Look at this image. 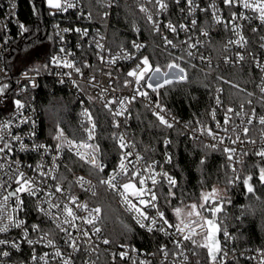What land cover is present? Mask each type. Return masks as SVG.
<instances>
[{
  "label": "built area",
  "instance_id": "1",
  "mask_svg": "<svg viewBox=\"0 0 264 264\" xmlns=\"http://www.w3.org/2000/svg\"><path fill=\"white\" fill-rule=\"evenodd\" d=\"M119 0H105V13L107 16L116 7ZM75 3L77 7L70 8L63 14L69 15L66 22L56 23L54 27V34L56 39V48L52 55L59 56L62 60L67 59L69 61H74L77 67L81 68L80 73H76L74 69H67L63 67H57L50 61V69L43 74H40L31 70H22L19 73H12L6 64V56L10 52L14 43L18 42L26 33L21 29L20 25L25 24L19 17V1L18 0H0V88H4V91L0 93V125L7 124V128H0V136L3 137V141H0V147H3L5 143L11 145V151L5 148L3 153H0V164L4 167L0 168V183L4 184L3 188H0V204H5L6 207L0 212V215L4 216L2 223H9L7 216L12 214L15 220H23L25 224L21 228L12 227L10 225L9 230L4 233H0V239L9 241L8 244L0 245V252L8 251L10 254L7 257L0 255V264H63L64 260H70L71 264H98L102 254L108 253L118 260L125 263L133 264H203L198 258L195 246L191 241H182V249L187 255V261L184 260V256L180 255L181 249L177 248L175 241L177 239H182L180 233L175 235H165L164 232L153 231L149 233H161L165 239L158 244V251H148L146 249H140L135 247L123 246L116 244L109 236L105 235L102 229V213H100V221L97 223V227L101 228L99 234L94 233L92 225L84 223L83 220L77 219L73 223L75 225L82 226L85 230H88L89 235L83 236L82 233L77 232L76 228L72 225L63 224V217L66 213H62L63 203H61L60 208L49 209L48 201L52 204L60 203L61 201L69 203L70 206L74 208L77 215L80 217H86L87 211L83 209L75 208L71 205L67 197L74 195L78 197L77 203L87 202L89 208H94L96 206L92 205L89 200L93 196L91 192H85L76 183L78 177L83 176L85 180L91 181V185L96 183L93 179L85 176L83 173L77 172L72 177V186L69 187L63 181V188L65 192L57 193L55 192L54 185L56 181L51 179V176L61 177L62 174V164L66 154L71 153L75 156L74 152H69L67 147L62 151H56V145L58 141L54 138L52 142L46 141L41 137V110L36 100L34 94L40 89L41 81L43 78H52L58 86L66 87L76 98L79 103L78 111V121L80 130L76 137H72L69 134L65 135L69 139H83L86 137L85 128L91 127L88 118L83 115L85 109H87L92 114V118L96 122V129L94 132L95 138L89 143L98 144L101 153V159L108 165L103 173V176L107 174L109 170L116 166V164L111 167L109 163L104 159V151L99 140V128L96 121V117L93 114V109L95 107H100L104 109L108 114V110L104 108V103L116 98L117 100L123 99L125 97H131L133 94V85L125 86L124 80L131 79L126 77V72L135 68L136 63L142 57V52L144 50V43L140 40L134 39L136 43L144 45L140 50L133 47V41L129 47L113 48L109 42V37L107 31L104 29L103 25L95 22L91 16L88 17V11L83 6L82 2L79 0H71ZM139 9L141 6L146 7L148 12L153 15V20L157 22L160 31L156 32L153 28V23L148 21L154 31L160 38L164 47L176 54H186V51H192L194 53L193 57H189L198 65L204 66H218L219 61L213 57L212 52L209 51L208 46L212 44V28L219 29L225 32L226 37L224 38V51L222 52L221 60L227 66H239L246 62L247 60H252L255 71L258 74L255 86V96L262 98L264 100V93L260 91V87L264 86V69L257 67L256 61L264 66V39L260 40L259 47L263 50L261 54H254L250 49V39L248 32L250 31L248 27H254L259 29L264 26L258 17V13L252 9H245L242 6L234 5L229 8L223 3V0H194L193 5H189L187 0H165L168 7L167 9L161 10L155 5V0H138ZM172 5H174V10ZM215 5V8L211 6ZM203 9H208V11H203ZM61 12V11H60ZM236 12L238 18L235 23L239 25L235 31H233V25L230 22L232 13ZM83 13V15H81ZM147 18V14L142 12ZM215 16H219L223 21H227V25L224 23H217ZM246 16L248 19H244ZM148 20V19H147ZM196 20L195 26H192L191 21ZM95 22V23H94ZM171 22L173 25L177 26V32L172 33L166 26ZM186 25L188 31L179 28V25ZM79 28L82 30H87L88 35L84 36L82 33L74 31V29ZM64 29H73L72 31L65 32ZM207 31L208 36H204L202 32ZM243 35L247 43L241 47L237 44H229V40H237L239 36ZM167 36L168 39L172 40L173 43L177 45L176 48H172L170 45L166 46L163 37ZM62 37V39H61ZM189 37L191 40L189 41ZM262 38V37H261ZM184 41H189L190 43H196L199 41L197 46L192 49H188L187 44ZM102 44L104 46L103 50L96 47V43ZM243 43V42H242ZM61 48L65 49V52H60ZM131 53L135 58L125 60L123 58L117 59L115 64L109 61L112 57L120 54L121 57L125 54ZM237 53L244 56V60H239ZM99 54V55H98ZM104 56V61L101 62L99 56ZM205 57V60H201L200 57ZM51 57V59H52ZM228 58L229 62H226ZM85 62H87L90 67H85ZM71 72L72 75L66 76L64 73ZM111 72V77L107 73ZM95 77L93 81L91 78ZM75 80L76 84L72 81ZM63 81V82H61ZM35 84V87H33ZM6 86V87H5ZM139 87V86H136ZM107 89V91H105ZM219 89H221L219 87ZM147 90L150 94V99H145L143 97L137 96L135 101L142 102L147 106L153 113V111H159L155 108V103L159 102L161 105L160 93L151 92L150 89ZM220 97L223 102L222 105H217L216 96ZM19 100L24 107L18 109L15 101ZM126 103L127 111L124 116L116 117L121 123L120 128H115L114 118L110 115L111 124V137L114 134L123 133L129 143H134L135 148L129 149L133 151L134 155L132 159H135V153L142 155L146 161L151 163V161H157L156 172H168L169 175L175 176L170 173L169 166L172 163H167V156H171L170 152L163 155L161 158L151 159L146 156V154L140 149L134 140V131L130 126V120L132 115V104L135 102ZM251 101V103H249ZM248 102H242L237 107H231L235 110L233 113H229L231 121L229 125L225 126L229 129L226 134L223 129L216 128V122L219 121L223 125L224 114L227 108L225 106V99L223 96V90L221 92H215L213 97L212 105L209 109V126L215 132H218L220 136L225 137L224 144L218 145V148L223 149L224 147H233L237 149L233 160L229 161L231 180L234 182L229 184L231 188H237L241 183V161L244 158L243 153H255L261 147H264V125L259 123V118L264 117V112L261 111L254 101L249 100ZM243 105V108H241ZM164 106V105H163ZM119 103L113 104L112 108L114 110H120ZM168 110L166 118L174 123V127H181L186 135V140L183 144V154L184 158L192 162L193 155L196 154L195 148L192 146V142L196 140H202L206 145L217 143L211 137L201 134L195 128L189 127L185 122L170 109L164 106ZM255 110V116L252 117V110ZM215 110L216 117L215 120L212 118V111ZM240 112L241 115L237 116L235 113ZM247 114V115H245ZM175 120H172V118ZM249 118H252V123L248 124ZM243 121V123H242ZM243 127H248L249 131L247 137L243 133ZM235 129V132H233ZM34 133V134H33ZM239 134L241 140L244 143L237 142L236 144H231L227 139L228 135H231L235 139V135ZM18 136L20 140H14L13 137ZM249 140H255L256 143L252 144L248 142ZM21 144L25 145V148L21 147ZM38 145H45V148H38ZM57 156L55 162H53L52 157ZM76 157V156H75ZM79 159L78 157H76ZM261 158V157H260ZM264 160V158H262ZM19 163H16V162ZM184 165L180 162V172H186L189 168V164ZM31 165V167H28ZM41 167L38 169L37 166ZM58 166V167H57ZM259 167H264V163L258 165ZM236 168V172L233 173L232 168ZM258 167V173H259ZM19 168V170L25 172L27 177L34 178L36 181V186L39 189L37 196H29L27 193H21L20 198L24 200V205L17 208L16 197H10L7 202L4 201L3 197L8 194V192L14 191L18 185L14 183V180H9V177L13 175V171ZM42 177L41 172L49 173ZM240 179H235L236 176ZM102 176V177H103ZM259 180V176L257 174ZM160 180V177L157 176ZM44 181L43 183H41ZM148 185L151 186V181H147ZM166 183V182H165ZM252 183V182H251ZM160 184L157 188H160ZM245 188L246 185L244 184ZM85 187H90V185H85ZM70 189V191H69ZM222 192V197L224 194V189L218 188ZM49 192L54 193L53 195H48ZM96 192V187H95ZM111 193V192H110ZM119 207L122 209L126 215L134 222V224L145 232H148L146 228H141L133 218V215L127 212L126 205L122 202L119 196L111 193ZM158 195V192H157ZM159 197V196H158ZM221 197V198H222ZM158 205L160 207V200L158 199ZM40 208L49 211L55 219L46 216L44 212L38 210ZM150 216H154L156 213L155 209L148 210ZM61 224L62 227L67 228L71 233V238H74L77 242V248L74 250L69 246L67 241L70 239L67 233L60 231L57 224ZM218 223V222H217ZM39 225V230L34 231L32 225ZM203 221H195L189 225V228L196 232L194 236L195 240L204 238L207 235L206 227H202ZM159 227V224L157 225ZM167 228V226H164ZM25 229L27 230V236H25ZM170 233L175 232V229H167ZM223 230L229 233L228 239H225L223 235ZM222 230V236H219L221 242V247L227 256L223 257L224 264H234L237 260H246L254 262L256 264H264V248L262 247H250V246H238L235 241V234L229 227H225ZM188 229L185 230L187 234ZM45 234H47V239H41ZM108 239L109 244H104L102 241ZM27 240H32L37 243L29 245ZM48 240H52V245L48 244ZM12 242L19 245V248H13L11 246ZM161 245L167 246L168 256L164 257L163 253L160 251ZM56 251H60L61 256L57 257L55 255ZM196 253L195 255L193 253ZM120 253H126V255L121 258ZM35 255L37 259L33 260L32 257ZM44 257V259H40ZM207 264H211V261ZM217 264H220V257H218Z\"/></svg>",
  "mask_w": 264,
  "mask_h": 264
},
{
  "label": "trees",
  "instance_id": "2",
  "mask_svg": "<svg viewBox=\"0 0 264 264\" xmlns=\"http://www.w3.org/2000/svg\"><path fill=\"white\" fill-rule=\"evenodd\" d=\"M18 1L19 17L28 31L13 44L7 54V67L14 74L22 70L46 73L50 69L51 57L56 48L55 24L66 22L69 15L49 8L46 0ZM79 1L88 12H91L93 20L103 25L113 48L129 47L131 42L137 39L145 45L142 56H148L154 65L156 63L164 65L174 57H184L183 61L178 62L186 68L187 79L166 85L159 89V93L162 104L170 108L189 127L199 129L202 126H209V109L219 87L223 90L226 107H237L242 102L252 100L264 112V100L255 96L258 74L252 60L233 67L222 62L221 56L226 37L222 30L212 28V44L208 46L209 51L213 53L211 55L219 61V65L217 67L198 65L186 54H176L164 47L159 36L154 33L147 18L140 11L138 0H119L108 16H104L105 0ZM172 7L174 10V5ZM253 28L248 27L250 49L254 54H261L263 50L259 44L261 37H264V26L256 31H253ZM169 52L171 56L168 55ZM45 65L47 67H44ZM34 96L41 110L42 138L52 142L58 127L70 136L76 137L80 130L79 103L66 87L58 86L52 78L45 77ZM93 114L99 128L104 159L113 167L120 151L117 142L111 137V117L100 107H95ZM130 126L134 131L135 142L148 158L157 159L168 152L171 154L172 163L169 170L177 180V185L172 189L175 197H169L170 202L165 200L169 191L167 183H163L158 191L160 209L165 212L170 222H176L173 209L180 206L181 201L184 204L198 202L202 192L211 191L213 187L221 188L224 189L225 194L221 198L223 211L217 216L221 229L229 227L235 234L238 246L264 248V185H261L257 178V166L264 163L262 158L254 155L253 152L245 155L240 165L241 183L237 188H231L228 183L231 178L229 161L222 149L212 150L206 147L204 141L196 140L192 142L196 150L192 162L191 159L184 158L183 144L186 140L184 130L181 127L168 129L161 126L152 111L140 101L132 104ZM165 140L170 143L165 145ZM179 160L184 165L191 162L184 173L179 171L181 166ZM77 172L83 173L96 183V195L92 196L89 202L102 210V229L105 235L118 245L158 251L157 246L165 237L161 233L140 230L122 211L114 196L100 185L99 180L103 173L97 175L95 172H90L89 165L71 153L66 154L61 174L64 183L71 187L72 177ZM247 175L253 176L251 181L255 189L253 194H247L243 183ZM219 236H222V231ZM195 250L203 264L210 262L206 249L195 247ZM98 264L133 263L122 262L104 253ZM234 264L256 263L237 260Z\"/></svg>",
  "mask_w": 264,
  "mask_h": 264
},
{
  "label": "snow or ice",
  "instance_id": "3",
  "mask_svg": "<svg viewBox=\"0 0 264 264\" xmlns=\"http://www.w3.org/2000/svg\"><path fill=\"white\" fill-rule=\"evenodd\" d=\"M151 2V0H150ZM177 3H179V0H177ZM187 3L191 6L194 3V0H187ZM223 3L228 6L229 8L233 7L234 5L242 6L245 9H252L256 13H258L257 19L261 21L262 24H264V0H223ZM47 5L49 8L56 9L57 11L66 12L70 8H75L77 5L71 0H47ZM155 5L158 7V9L164 10L167 9L168 5L165 3V0H155ZM212 8H215V5L211 6ZM141 12H144L147 14L148 21L153 23V28L156 32L160 31V28L156 21L153 20V15L148 12V9L146 7L141 6L140 8ZM203 11H208V9H203ZM55 13H53L54 15ZM83 15V13H81ZM91 12L88 13V17L91 18ZM105 16H107V13H105ZM214 18L217 23H224L227 25V21H223L221 17L215 16ZM238 18V14L236 12L232 13L231 16V23L233 25V31L236 30V28L239 27L235 23L236 19ZM244 19H248V17L244 16ZM197 23L196 20H192L191 24L192 26H195ZM21 29L23 31H28L27 28L24 27V25H20ZM172 33L177 32V26L173 25L171 22H169L166 26ZM180 29H183L185 31H188V27L186 25H179ZM73 29H64L65 32L72 31ZM253 31H256L255 28L252 29ZM74 31L78 33H82V35L87 36L88 31L82 30L79 28L74 29ZM204 36H208L209 33L207 31L202 32ZM239 38L237 40H229V44H237L243 47L247 41L245 40L243 35H240L237 33ZM62 39V37H61ZM261 39H264L262 37ZM164 43L166 46L170 45L173 49L177 47L175 43H173L172 40L168 39L167 36L163 37ZM191 40V37H189V41ZM189 41H184L183 43L187 44L188 49L195 48L199 41L196 43H190ZM243 42V43H242ZM96 47L103 50L104 46L102 44L96 43ZM133 47L137 50H140L144 47V45L140 43H136L133 41ZM261 47H264V44L261 45ZM60 52H65L64 48H61L59 50ZM99 55V54H98ZM169 56H171V53H168ZM186 55L188 57H193L194 53L192 51H186ZM239 60H244V56L237 53ZM123 58L125 60L128 59H134L135 57L131 54H125L121 57L120 54H117L116 56L112 57V59L109 61L112 64H115L117 59ZM99 59L101 62L104 61V56L100 55ZM200 59L203 61L205 60V57L201 56ZM184 57H174L171 59L168 63L164 65H160L159 63H156L155 65L150 61L148 56H142L139 61L136 63L135 68L129 70L126 72V77H130L131 79H125L124 85L127 87L129 85H133V94L132 96L125 97L123 99L117 100L116 98H113L112 100L104 103V108L108 110L109 114L114 118V124L113 126L115 128H120L121 123L118 120H115L116 117L124 116L125 112L127 111L126 103H131L136 100L137 96L143 97L145 99H150V94L147 90L142 89H150L151 92L156 93L159 95V89L164 88L166 85H172L174 83H179L181 80L187 79V70L186 68L182 67L181 64L178 61H183ZM226 62H229L228 58H226ZM51 63L55 64L57 67H63L67 69H74L76 73L81 72V68L77 67L74 61H69L67 59H61L59 56H53L51 59ZM257 67H261L264 69V66H262L259 61H256ZM85 67H90V65L85 62ZM194 67V65H192ZM44 67H47L45 65ZM36 71H39V69H36ZM66 76H71V72L64 73ZM109 77H111V72L107 73ZM93 81L95 80V77L91 78ZM222 79V77L220 78ZM63 82V81H61ZM73 84H76V81H72ZM139 86V87H136ZM6 87V86H5ZM33 87H35V84H33ZM4 91V88H0V93ZM107 91V89H105ZM222 89H217V92H221ZM260 91L264 93V86L260 87ZM249 95H252L249 93ZM217 105H222L223 102L220 100V97L217 95L215 97ZM119 103L120 110H114L112 108L113 104ZM251 103V101H249ZM15 104L18 109L23 108L24 105L19 101H15ZM155 108L159 109V111H153V115L156 116L159 124L163 127H166L168 129H171L174 127V123L171 122L168 118H166V114H168V110L161 105L159 102L155 103ZM241 108H243V105H241ZM235 110L231 107L227 108L224 114V120L223 125L220 124L219 121L216 122V128L217 129H223V131L227 134L229 129L225 126L229 125L231 121V117L229 116V113H233ZM237 116H240V112L235 113ZM83 115L88 118V121L91 124V127L85 128L84 131L86 132V137L80 140H77L75 138L69 139L62 128L57 129V134L54 137L58 144L56 145V151L60 152L65 147H67L69 152H74L75 156L79 158L80 161L84 162L85 164L89 165L90 172H95L97 175L101 173H105L106 168L108 165H106L103 160L101 159V153L100 148L98 144H92L89 143V141L93 140L95 138L94 132L96 129V122L92 118L91 112H89L87 109L84 110ZM212 118L215 120L216 113L215 110L211 113ZM247 115V114H245ZM255 116V110H252V117ZM172 120H175L173 117ZM199 123V121H198ZM243 123V121H242ZM252 123V118H249L248 124ZM259 123L261 125H264V117L259 118ZM8 125H0V128H7ZM197 131H200L201 134L211 137L214 141H217V143H213L210 145H206V147L215 150L218 145L224 144L225 137L220 136L218 132H215L211 127H204L197 129ZM248 127H243V133L245 137H247L248 134ZM233 132H235V129H233ZM34 134V133H33ZM14 140L19 141L20 137L14 136ZM113 139L117 142V147L120 151V155L118 157V163L115 167H113L111 170L107 172V174L100 178L99 183L100 185L104 186L105 191L111 192L116 196H119L122 200V202L126 205V211L131 213L133 215V218L135 219L136 223L141 228H146L148 232L160 231L164 232L165 235H175L176 233H180V236L182 239H177L175 241V245L177 248L181 249L180 255L184 256V260L187 261V255L184 253L182 249V241H191V243L195 247H202L207 250V256L209 257L211 264H217L218 257H220V264H224L223 256H227V253L224 252L223 248L221 247V242L218 238L219 233L222 231L219 223H217V216L219 213L223 211V201L220 198V191L219 189L213 187L211 191L208 192H202L199 198L198 202H192L191 204H184L183 201H181L180 206H176L173 209V213L175 216L176 222H170L169 219L166 217L165 212L162 211L158 205V195L157 192L159 191V188H157V185H162L163 183H167L169 191L168 195L165 197V200L170 202L168 200L169 197H175V193L172 191V189L177 185V180L172 176L169 175L168 172H156V166L158 164L157 161H151L149 163L145 160V158L140 155L139 153H135V159H132L134 153L133 151L129 150L132 148H135L134 143H129L123 133L114 134ZM227 139L231 142V144L244 143L243 140H241L240 135H235V139L232 138L231 135L227 136ZM0 141H3V137L0 136ZM248 142L255 144V140H249ZM165 145L169 144L170 141L165 140ZM22 148H25L26 146L21 144ZM38 148H45V145H38ZM5 148H7L9 151H11V145L8 143H5L3 147H0V153H3L5 151ZM223 152L227 154L228 161H232L234 158V155L237 152L236 148L233 147H224ZM244 155H247V153H243ZM254 155L259 156L261 158H264V147H261L258 151L254 153ZM58 157L53 156V162L56 161ZM172 157L167 156L166 162L171 163ZM16 163H19L18 161ZM201 163L203 164L204 161L202 160ZM4 166L0 164V168H3ZM28 167H31L29 165ZM41 166L38 165L37 168L39 169ZM58 167V166H57ZM259 167V166H257ZM233 173L236 172V168H232ZM51 170H49V173L41 172L40 175L42 177L49 175ZM157 176L160 177V180L157 179ZM259 181L261 184H264V167H259ZM51 179L56 181V184L54 185L55 192L57 193H64L65 189L63 188V177H57V176H51ZM235 179H240V177L237 175ZM9 180H14V183L18 185V187L15 188L14 191L8 192L6 196L3 197L4 201L7 202L10 197L15 196L17 200V208H20L24 205V200L20 198L21 193H27L29 196H37L39 189L36 186V181L34 178L27 177L25 172L19 170V168L15 169L13 171V175L9 177ZM151 181V186L148 185L147 181ZM253 180L252 175H247L243 179V183L247 186V191L249 193H253L255 191L253 184L251 181ZM42 181L41 183H43ZM233 180H229L228 183H233ZM76 183L80 186L81 189H83L85 192H91L93 196L96 195L95 192V185H91V181L85 180L83 176L78 177L76 180ZM85 185H90V187H85ZM4 184L0 183V188H3ZM70 191V189H69ZM54 193L49 192L48 195H53ZM68 201H70L71 205H74L75 208L83 209L87 211L86 217H80L77 215L76 211H74V208L69 205L67 202L61 201L60 203L52 204L51 201H48L49 209L51 208H60L61 203H63V208L61 209L62 213H66L63 217V224L66 225H72L76 228L77 232L82 233L83 236H88L89 232L88 230H85L82 226L75 225L73 222L77 219L83 220L84 223L88 225H92V231L96 234H99L101 232V228L97 227V223L100 221V213L101 208L100 207H94L89 208L87 202L84 203H77L78 197L74 195H70L67 197ZM230 202V201H229ZM6 207L5 204H0V212ZM149 209H155L156 213L154 216H150L148 210ZM38 210L41 212H44L46 216H49L52 219H55V216H53L49 211H46L43 208H40L38 206ZM7 219L9 223H2L4 220V216L0 215V233L7 232L9 230L10 225L12 227L21 228L25 222L23 220H15L13 215L10 213L7 216ZM203 221L202 227H206L207 229V235L203 238L202 242H198L194 239V236L196 235V232L189 228V225L192 224L195 221ZM159 224V227L157 225ZM167 226L165 228L164 226ZM34 231L39 230V225H32L31 226ZM57 227L60 228V231L65 232L68 234L70 239L67 241L70 247H72L74 250L77 248V242L74 238H71V233L67 228H64L61 226V224H57ZM175 229V232L170 233L167 229ZM188 229L187 234H185V230ZM223 235L225 239L230 238L229 233L226 230H223ZM25 236H27V230L25 229ZM41 239H47V234H45ZM39 241H32L27 240V243L29 245H32L33 243H37ZM49 245H52V240L47 241ZM104 244H109L110 241L108 239H104L102 241ZM9 241L0 239V245L8 244ZM11 246L13 248H19V245L15 242H12ZM160 251L163 253L164 257L167 258L168 251L166 245H161ZM8 251L0 252V255L7 257L9 256ZM196 254L195 252L193 253ZM55 255L57 257L61 256L60 251H56ZM126 255V253H120L121 258H123ZM33 260L37 259L35 255L32 257ZM40 259H44V257H41ZM47 264V262H45ZM63 264H71L70 260H64Z\"/></svg>",
  "mask_w": 264,
  "mask_h": 264
},
{
  "label": "rangeland",
  "instance_id": "4",
  "mask_svg": "<svg viewBox=\"0 0 264 264\" xmlns=\"http://www.w3.org/2000/svg\"><path fill=\"white\" fill-rule=\"evenodd\" d=\"M46 3H47V0H46ZM222 197V192L220 191V198ZM198 242H202L203 241V238L202 239H199L197 240Z\"/></svg>",
  "mask_w": 264,
  "mask_h": 264
},
{
  "label": "water",
  "instance_id": "5",
  "mask_svg": "<svg viewBox=\"0 0 264 264\" xmlns=\"http://www.w3.org/2000/svg\"><path fill=\"white\" fill-rule=\"evenodd\" d=\"M261 185H264V184H261ZM246 192H247V194H253V193H249L248 191H247V186H246ZM218 238H219V235H218Z\"/></svg>",
  "mask_w": 264,
  "mask_h": 264
}]
</instances>
